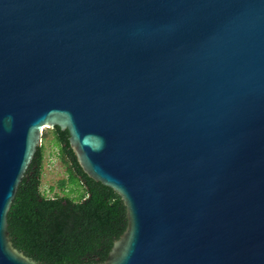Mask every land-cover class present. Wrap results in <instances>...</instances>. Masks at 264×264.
<instances>
[{"label": "water", "instance_id": "95a60500", "mask_svg": "<svg viewBox=\"0 0 264 264\" xmlns=\"http://www.w3.org/2000/svg\"><path fill=\"white\" fill-rule=\"evenodd\" d=\"M55 127L125 205L103 264H264V0H0V264Z\"/></svg>", "mask_w": 264, "mask_h": 264}, {"label": "trees", "instance_id": "16d2710c", "mask_svg": "<svg viewBox=\"0 0 264 264\" xmlns=\"http://www.w3.org/2000/svg\"><path fill=\"white\" fill-rule=\"evenodd\" d=\"M50 130L66 168L67 177L58 183L63 195L48 197L42 191L44 133L8 213L10 240L38 264H103L127 229L125 205L115 191L83 172L68 131Z\"/></svg>", "mask_w": 264, "mask_h": 264}, {"label": "rangeland", "instance_id": "374dc122", "mask_svg": "<svg viewBox=\"0 0 264 264\" xmlns=\"http://www.w3.org/2000/svg\"><path fill=\"white\" fill-rule=\"evenodd\" d=\"M44 133H46L47 138L44 141L45 151L42 191L48 197H53L56 194L63 195V192L58 187V183L67 177L66 168L60 160L59 150L54 144L51 130L45 129L43 135Z\"/></svg>", "mask_w": 264, "mask_h": 264}]
</instances>
